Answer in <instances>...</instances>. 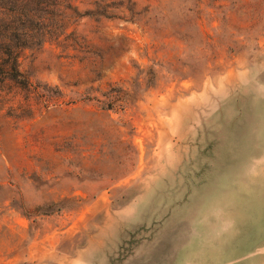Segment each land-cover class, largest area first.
<instances>
[{"label": "rangeland", "instance_id": "374dc122", "mask_svg": "<svg viewBox=\"0 0 264 264\" xmlns=\"http://www.w3.org/2000/svg\"><path fill=\"white\" fill-rule=\"evenodd\" d=\"M75 5L0 85V264H264V0Z\"/></svg>", "mask_w": 264, "mask_h": 264}, {"label": "trees", "instance_id": "16d2710c", "mask_svg": "<svg viewBox=\"0 0 264 264\" xmlns=\"http://www.w3.org/2000/svg\"><path fill=\"white\" fill-rule=\"evenodd\" d=\"M80 0H0V85L18 83L20 51L61 43ZM99 6L101 0H91ZM100 16L105 17L103 13ZM20 84V83H19Z\"/></svg>", "mask_w": 264, "mask_h": 264}]
</instances>
